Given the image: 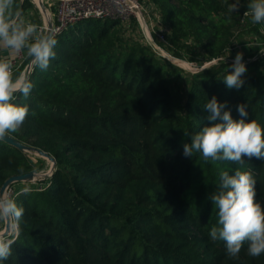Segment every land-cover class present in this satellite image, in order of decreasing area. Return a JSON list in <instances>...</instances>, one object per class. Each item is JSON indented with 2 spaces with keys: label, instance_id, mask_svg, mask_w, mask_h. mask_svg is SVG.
Segmentation results:
<instances>
[{
  "label": "trees",
  "instance_id": "obj_1",
  "mask_svg": "<svg viewBox=\"0 0 264 264\" xmlns=\"http://www.w3.org/2000/svg\"><path fill=\"white\" fill-rule=\"evenodd\" d=\"M153 2L175 57L218 63L176 92L168 60L144 55L152 50L145 44L124 50L115 32L120 21L98 20L84 30L78 23L56 36L47 70L33 68L28 77L30 96L17 94L14 102L29 114L9 133L50 153L54 174L14 197L24 214L11 255L0 264H264V254L248 255L247 242L238 259L230 258L225 243L209 235L218 221L210 197L222 171L250 172L264 207V158L240 165L183 155L190 142L184 132L209 124L204 105L212 96L227 103L233 119L240 118L237 105L246 104L247 119L264 127V52L243 60L239 90L223 81L232 62L222 58L235 30L249 22L250 0H239V12L229 11L235 0ZM15 4L22 16L35 8L30 0ZM28 64L27 58L15 74ZM36 170L31 153L0 139V191L12 176Z\"/></svg>",
  "mask_w": 264,
  "mask_h": 264
},
{
  "label": "clouds",
  "instance_id": "obj_2",
  "mask_svg": "<svg viewBox=\"0 0 264 264\" xmlns=\"http://www.w3.org/2000/svg\"><path fill=\"white\" fill-rule=\"evenodd\" d=\"M239 0L229 6L230 12H239ZM245 15L253 23L264 21V0H250ZM58 41L55 33L45 34L38 25L26 21L17 10L15 0H0V50L11 56L24 54L31 68L47 70L50 60L55 58ZM231 71L223 81L229 89L239 90L245 84L247 71L243 54L238 52L229 65ZM16 69L9 57L0 56V139L16 132L26 120L29 108L15 103L17 94L25 100L30 96L34 84L24 73L16 75ZM227 103H220L215 96L204 105L209 124L195 134L184 132L190 142L183 146V155L193 157L201 154L204 161H231L240 165L245 158H264V127L256 120H248L246 104L237 105L239 119H233ZM31 188L25 186L15 195H27ZM256 181L247 171L235 170L233 174L222 171L220 184L210 200L218 214L217 225L210 230L212 241L225 243L230 258H239L245 242L247 253L252 257L264 254V207L256 200ZM24 209L18 206L10 190L0 191V223L7 224L9 234L19 235L20 221ZM14 239L0 234V262L11 255Z\"/></svg>",
  "mask_w": 264,
  "mask_h": 264
},
{
  "label": "rangeland",
  "instance_id": "obj_3",
  "mask_svg": "<svg viewBox=\"0 0 264 264\" xmlns=\"http://www.w3.org/2000/svg\"><path fill=\"white\" fill-rule=\"evenodd\" d=\"M140 1L143 5V16L145 24H147L149 30L151 31L153 39L155 40L157 46L161 47V49L165 52V55L161 51L156 49L155 46H151L147 42L142 26L135 19H132L126 24L121 22L116 27L115 32L118 34V37L121 38L124 50L126 49L130 51L136 46H144L145 44L151 47L152 50L150 51V55H148V53H143L144 55H147L148 57L153 56L156 58H161L162 60H168L172 65L167 66L171 85L174 87L176 92H185L188 88L192 74L200 72L202 69H204V67H209L213 65V63H218L219 60L204 61L203 64L200 65V63L198 62H189L186 59H179L175 57L173 54L174 49H171V45L168 39L170 30L168 27L163 26V24L161 23V12L159 5L154 3L153 0ZM26 15H29L32 22H36L37 20L39 21V15L35 8H30V10H28L27 13L22 17L24 18ZM97 21V19L84 20L80 22V29L84 30L88 27H92L97 23ZM103 23L104 20H102L101 24ZM257 26H260L259 29H257ZM158 34H165V42L160 41V39L158 38ZM234 35L235 37L233 40V44L226 50L224 57L222 58L227 62H233L238 52L243 54V60L257 58L264 52V23H253L252 17H250L249 22L235 30ZM188 42H190V40ZM186 52L187 49L184 50L185 55ZM197 57L200 56L197 55ZM26 60L27 58L25 56L24 62ZM25 70L23 71L24 73ZM31 157L37 166L36 173H38L40 176H38L37 180L33 183H26L24 185L21 184V186L17 185V189L25 186L29 188H40L44 186V184H42V181L46 178L50 180L54 174L55 168L53 167L52 162H49L48 160L43 159L34 153H31ZM4 227L5 224L0 223V232L3 231Z\"/></svg>",
  "mask_w": 264,
  "mask_h": 264
},
{
  "label": "built area",
  "instance_id": "obj_4",
  "mask_svg": "<svg viewBox=\"0 0 264 264\" xmlns=\"http://www.w3.org/2000/svg\"><path fill=\"white\" fill-rule=\"evenodd\" d=\"M30 1L40 14L41 24H39L38 27L42 29L44 33L48 28L49 19H52L53 21V33H55V37L84 20H115L126 24L132 19H135L141 26L143 23L144 27L142 26V29L144 31L147 42L151 46H155L156 49H158L165 55V52L161 49V47L157 46L155 40L153 39L151 31L149 30L147 24H145L143 16V5L140 0ZM158 38L160 39V41L165 42V34H158ZM24 59V54L15 55V57L11 58L16 70L21 67ZM8 190H10L13 197H16V184L9 187ZM16 237L10 236L7 237V239H15Z\"/></svg>",
  "mask_w": 264,
  "mask_h": 264
},
{
  "label": "water",
  "instance_id": "obj_5",
  "mask_svg": "<svg viewBox=\"0 0 264 264\" xmlns=\"http://www.w3.org/2000/svg\"><path fill=\"white\" fill-rule=\"evenodd\" d=\"M142 26L144 27L143 23H142ZM51 33H53V21H52V19H49L48 28H47L45 34H51ZM32 70H33V68H31L28 64V66L26 67V70H25V75H27L29 77ZM1 140L9 143L10 145H12L14 147H17L18 149L22 150L23 152L34 153V154L38 155L39 157L46 159L49 162H52L53 167L55 168L56 160L50 153H48L42 149L34 148L30 145L24 144V143L20 142L18 139H16L14 136H12L11 134H8L4 139H1ZM38 176H40V175L36 172L12 176L11 178H9L4 183L1 191L8 189L9 187H11L12 185H15V184L33 183L37 180ZM0 234H3L6 238L11 236L9 234V227L7 224H5L4 230Z\"/></svg>",
  "mask_w": 264,
  "mask_h": 264
},
{
  "label": "crops",
  "instance_id": "obj_6",
  "mask_svg": "<svg viewBox=\"0 0 264 264\" xmlns=\"http://www.w3.org/2000/svg\"><path fill=\"white\" fill-rule=\"evenodd\" d=\"M38 15H39V20L41 21V18H40V14H39V12H38ZM24 19H25L26 21L32 22L31 19H30V17H29V15H26V16L24 17ZM32 23H34V22H32ZM0 56L9 57L10 59L13 58V57H15V55H14V56H11L7 51H4V50H0ZM23 73H24V72H23Z\"/></svg>",
  "mask_w": 264,
  "mask_h": 264
},
{
  "label": "bare ground",
  "instance_id": "obj_7",
  "mask_svg": "<svg viewBox=\"0 0 264 264\" xmlns=\"http://www.w3.org/2000/svg\"><path fill=\"white\" fill-rule=\"evenodd\" d=\"M2 233V232H1Z\"/></svg>",
  "mask_w": 264,
  "mask_h": 264
}]
</instances>
